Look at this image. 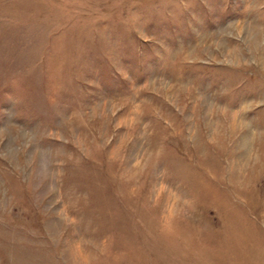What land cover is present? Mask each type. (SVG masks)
<instances>
[{
	"label": "rangeland",
	"instance_id": "374dc122",
	"mask_svg": "<svg viewBox=\"0 0 264 264\" xmlns=\"http://www.w3.org/2000/svg\"><path fill=\"white\" fill-rule=\"evenodd\" d=\"M0 264H264V0H0Z\"/></svg>",
	"mask_w": 264,
	"mask_h": 264
}]
</instances>
